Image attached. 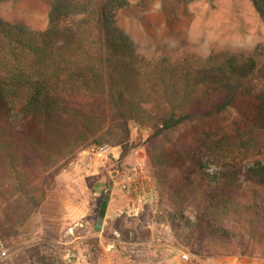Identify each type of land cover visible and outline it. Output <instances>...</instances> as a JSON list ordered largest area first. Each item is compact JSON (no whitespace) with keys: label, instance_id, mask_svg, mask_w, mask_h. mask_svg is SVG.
I'll use <instances>...</instances> for the list:
<instances>
[{"label":"trees","instance_id":"obj_1","mask_svg":"<svg viewBox=\"0 0 264 264\" xmlns=\"http://www.w3.org/2000/svg\"><path fill=\"white\" fill-rule=\"evenodd\" d=\"M47 1L43 30L0 18L2 160L34 179L48 149L67 163L93 143L128 140L133 121L151 130L145 149L175 209L194 213L181 221L191 248L231 242L247 222L263 229L264 63L142 48L116 23L129 0ZM250 1L264 21V0Z\"/></svg>","mask_w":264,"mask_h":264},{"label":"rangeland","instance_id":"obj_2","mask_svg":"<svg viewBox=\"0 0 264 264\" xmlns=\"http://www.w3.org/2000/svg\"><path fill=\"white\" fill-rule=\"evenodd\" d=\"M49 7L47 0H0V18L43 30ZM116 23L135 44L158 55L168 50H175L176 56L233 51L264 63V21L250 0H129L118 10ZM150 133L148 126L130 121L128 140L93 143L78 149L67 163L65 153L50 148L43 155L49 162L34 179H28L18 163L6 162L0 155V240L5 248L0 264L77 260V248L69 242L71 227L77 212L93 206L91 196L96 197L102 187L100 199L113 194L121 201L119 237L125 243L119 249L135 254L138 264H264V228L256 230L249 222L231 242L205 241L202 250H196L184 241L188 227L182 218L193 219L194 213L189 208L175 209L168 181L151 167L144 144ZM261 138L263 148L257 153L264 156V135ZM141 164L158 190V198L148 204H138L119 182ZM114 168H120L117 174ZM173 221H180V228ZM240 239L249 246H238ZM131 241L140 245L131 248ZM183 252L190 259L183 260Z\"/></svg>","mask_w":264,"mask_h":264},{"label":"crops","instance_id":"obj_3","mask_svg":"<svg viewBox=\"0 0 264 264\" xmlns=\"http://www.w3.org/2000/svg\"><path fill=\"white\" fill-rule=\"evenodd\" d=\"M101 191H104L103 187L96 197L91 196L94 199L93 206H88L83 212H77L78 219L71 227L73 236L69 242L73 244L71 247L77 248L78 259L62 264H138L140 262L135 254L121 252L119 249L122 243H125L119 237L122 213L117 206L121 201L114 198L113 194L110 197L103 195L100 199ZM78 203L81 204V201ZM137 214L138 211L133 213V216ZM128 245L136 248L140 243L131 241ZM83 249L87 251L86 255L82 254Z\"/></svg>","mask_w":264,"mask_h":264},{"label":"built area","instance_id":"obj_4","mask_svg":"<svg viewBox=\"0 0 264 264\" xmlns=\"http://www.w3.org/2000/svg\"><path fill=\"white\" fill-rule=\"evenodd\" d=\"M101 147L100 150H105ZM124 191L132 195L138 204H148L158 198L156 181L145 173L144 166L138 165L131 173L119 181ZM5 252L2 241L0 240V254ZM183 260L190 259V254L183 252Z\"/></svg>","mask_w":264,"mask_h":264}]
</instances>
